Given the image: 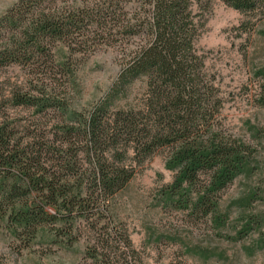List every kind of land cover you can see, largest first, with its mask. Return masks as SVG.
<instances>
[{"label": "trees", "instance_id": "obj_1", "mask_svg": "<svg viewBox=\"0 0 264 264\" xmlns=\"http://www.w3.org/2000/svg\"><path fill=\"white\" fill-rule=\"evenodd\" d=\"M114 1H102L104 8L100 3L65 9L56 0H13L0 14V67L25 66L59 43L73 51L94 15L116 22L109 31L120 29L138 39L88 111L70 108L38 82H20L0 98V105L30 109L36 120L50 109L61 115L42 126L45 135L34 138L30 121L0 113V230L6 226L27 242L43 225L62 222L71 229L77 219L105 217L110 200L159 150L166 151L164 167L174 175L158 190L157 206L210 221L217 229L228 220L220 212L221 192L257 170L255 148L224 130L221 97L195 47L211 0H126L132 3L128 8ZM222 1L249 17H264V0ZM137 81L143 82L142 91L130 99ZM260 92L264 107V84ZM259 193L252 188L240 200L250 204ZM251 217L236 238L253 223L260 225ZM98 235L78 264H133L137 251L127 233ZM263 242L262 235L249 253L262 249Z\"/></svg>", "mask_w": 264, "mask_h": 264}, {"label": "rangeland", "instance_id": "obj_2", "mask_svg": "<svg viewBox=\"0 0 264 264\" xmlns=\"http://www.w3.org/2000/svg\"><path fill=\"white\" fill-rule=\"evenodd\" d=\"M12 1L0 0V14ZM102 1L105 0H56V5L70 9L92 8L101 3L104 8ZM113 3L127 8L132 5L126 0ZM104 17L87 18V29L80 33L84 37H77L71 52L59 43L50 49V54H40L25 66L0 67V98L20 82H38L70 108L88 111L104 96L123 58L138 40L120 29L109 31L108 27L116 22L111 24L109 17ZM203 17L205 24L195 47L203 56L204 72L214 81L221 97V124L232 136L249 142L257 155L256 172L250 177H237L220 194V212L228 216L226 227L217 229L210 221L194 220L181 211L157 206L158 190L174 175L164 167L166 151L159 150L110 200L103 218L90 217L88 223L77 219L71 229L62 222L43 225L28 242L25 236L16 237L12 229L2 227L0 264H78L86 245L93 243L98 234L114 237L125 233L137 251L133 264H139L137 258L142 264H264V247L249 253L257 238L264 236V107L259 104L264 84V17L244 15L222 0H211ZM105 20L104 26H98ZM81 38L84 43H79ZM142 88V81L135 82L129 98H138ZM0 106L4 116L30 121L34 138L45 135L44 124L49 126L61 119L60 113L52 109L36 120L30 109H15L8 102ZM252 188L260 191L257 199L242 203L240 198ZM252 214L260 225L253 223L248 232L236 238ZM95 225L97 231L92 229Z\"/></svg>", "mask_w": 264, "mask_h": 264}]
</instances>
